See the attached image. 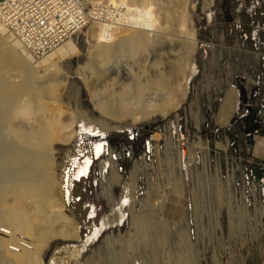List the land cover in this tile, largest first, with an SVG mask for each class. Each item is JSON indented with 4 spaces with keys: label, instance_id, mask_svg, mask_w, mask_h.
Here are the masks:
<instances>
[{
    "label": "rangeland",
    "instance_id": "rangeland-1",
    "mask_svg": "<svg viewBox=\"0 0 264 264\" xmlns=\"http://www.w3.org/2000/svg\"><path fill=\"white\" fill-rule=\"evenodd\" d=\"M128 1L132 7L151 1L156 16L169 8L176 15L181 9L175 6V0ZM209 1L189 0L185 9L189 20L186 29L183 28V31L186 30L184 34L196 29V52L189 51V56L196 61L197 72L182 106L170 111L164 118L145 124L127 117L122 121L124 124L118 122L126 130L108 127L110 123H106L110 119L94 105L95 100L104 102L107 92L120 91L126 85L132 90L127 92L129 96L133 94L127 100L137 105L140 100L134 92L135 76L132 73L143 81L152 78L155 64L157 66L159 62L167 66L164 63L167 56L173 59V55H169L172 44V53L177 51L179 55H188L189 49L186 51L177 40H172L170 44L171 39L162 37L164 39L156 41L158 45H150L137 59L130 53L117 55L114 52L116 55L112 53L104 65L112 72L98 78L94 75L98 63L89 64L90 53L103 34L100 23L108 21L91 22L68 38L62 50L51 52L56 68L35 81L39 89L46 79H59L62 85H59L58 104L49 107L50 111L55 109L54 114L64 121L72 113L78 125H85V129L80 131L86 130L89 136L96 132L105 136L97 140L94 150L98 155L96 147L102 146L100 162L110 157L112 152L114 166L122 175L112 185L109 184L111 172L101 175V169L97 184L95 178L74 181L76 178H71L67 172V160L71 157L82 160L81 154L89 141L84 139L78 147H75L77 136L68 144L55 142L51 154L55 161L53 171L57 180L60 179L59 194L65 207L61 222L74 218L80 227L81 238L86 239L87 235L92 236L95 227H102L106 217L113 218L110 214L112 205L119 206L123 199H127L122 222L110 228L102 227L87 249L77 259H71L72 263L75 260L74 264H264V0ZM85 2L86 10L96 7L98 4L95 3H106L111 5V9H126L124 3L116 5L112 0ZM177 18L172 19V33L167 35L175 37L176 34V39L186 38L187 34L180 36L182 23ZM0 47L2 49L5 45L2 43ZM152 54L159 55L153 57ZM26 71L32 72L21 62L10 63L3 69L2 77L13 84L17 81V84L23 81ZM93 88L98 92L95 99L91 95ZM232 88H236L238 93L235 95L234 111L228 116L224 104ZM146 92L145 101H148L149 95H155L154 89ZM19 96V102L23 103L28 94L21 93ZM50 111L49 114L54 112ZM176 113H179L182 140L187 137L188 142L184 141L186 156L181 161L175 148L168 143L166 129L163 128L170 118L175 119ZM49 114L47 118L51 116ZM35 118L21 117L19 121L16 118V126L20 123L19 127L28 129V120ZM111 121V124L116 123ZM125 123L128 127L133 123L132 129ZM31 125L29 123V127ZM5 126V129L4 126L0 129V154L10 151L15 140L10 122ZM94 126L95 130L92 129ZM157 131L162 135L158 140L154 136ZM104 140H108L109 151L102 156L106 149ZM88 156L93 167V160ZM8 164L4 170L1 169L3 172L0 171V181L6 183L0 184L5 186L0 187V196L2 191L9 189L7 203L13 204L10 188L15 180V171L14 166ZM88 164L78 167L85 172ZM73 182V203L68 205L65 193L71 192ZM65 184L66 189L63 188ZM105 193L113 199L110 200ZM79 196L81 199L77 200ZM91 206L95 207V217L89 216ZM6 226L9 231L11 228ZM21 236V233L17 234V237ZM26 239L28 245L35 241L33 237ZM74 242L82 241L56 237L45 251V264L50 263L57 250Z\"/></svg>",
    "mask_w": 264,
    "mask_h": 264
},
{
    "label": "bare ground",
    "instance_id": "bare-ground-1",
    "mask_svg": "<svg viewBox=\"0 0 264 264\" xmlns=\"http://www.w3.org/2000/svg\"><path fill=\"white\" fill-rule=\"evenodd\" d=\"M133 1L136 2L135 0H132V2ZM82 2L85 6V0H82ZM150 2L144 3L140 7H138L137 4L136 6L132 7L130 1L128 0H112V3H115L116 5H118L119 3H124L126 5V9H122L119 7L116 9H111L109 7L107 9H100L99 11H97L98 15H96V18L90 15L89 12L86 13L88 16L87 20H89L88 24L96 21L109 22L100 23V30L103 34L101 35V37H99L97 45L94 46L90 53L89 64L92 65L95 62L98 63L97 69H95L94 71V75L98 78L109 72L104 67V65L114 52H116L117 55L118 53L120 55L130 53L129 55L136 58L139 54L141 55V53L146 51L147 48L149 49L150 45L153 47L154 45L156 46V44L158 45L159 43H156V41H158L162 37H166V40L167 38L168 40L171 39L169 40L170 42L168 41L170 44L172 40H177L182 45V48H185L186 51L187 49H189L187 52L188 55H179L177 51L175 53L173 52V54L171 51L173 47L172 44L171 47H169L171 48L169 55H173V59H170L171 57L169 58L167 56V61L164 62L168 64L167 66L160 65L159 62L157 66L155 64V68L153 71V74L155 75L151 76L152 78H148L146 81H143L139 76L136 77V75H134L135 73H132L130 70L133 76H135L133 78L135 87L134 92L136 97L140 100L137 105H132L127 100L128 97L133 95L131 94L129 96L130 93H127L128 91H132L131 89V91L129 90L130 86L128 85L120 88V91H110L107 92V95L106 93H104L106 95V99L104 102H98L97 100H95V108L110 119V122L106 123H110L108 127H122L125 129L126 127L122 125L124 124L122 123V121L124 122L125 118L127 117L131 118L132 121L140 120L142 123L147 124L152 121H156L155 119H160L168 116L170 111L178 110L188 97L191 88V81L197 72V63L193 57L189 56V51L196 50L195 45L197 44V38L195 27L194 32H189V35L185 33L187 34L186 38L182 37L176 39V34L175 37H173L172 34L170 37L169 35H167V33L169 34V32L172 33V19L175 16L179 17L176 20L179 23H182L181 32L184 34V32L186 31H183V28L186 29L185 25L189 20V15L187 11H185L189 0H175V6L181 7V9H179L180 13L176 15L173 13V16L171 12L172 9L167 7L169 9L165 10L163 14L160 12L161 17L159 16L158 12V15L156 16V12L154 13L155 10L153 9L155 7H152L153 5H151ZM210 3L211 1H209V5ZM140 4L141 3H139V5ZM107 12H115L117 18L120 15V17L118 18L119 20H105L102 19V17H99L103 14H106ZM115 15L109 16L113 17ZM158 18L159 20L157 21ZM190 23L193 24L192 21H190ZM182 33L180 34V36H185V34L183 35ZM67 39L61 41L57 47L49 51L46 55L42 57H36L31 53L30 50L22 46L18 40H14L7 36L0 25V44L3 43V45H5V47L0 49V129L1 126H4L5 129V124L9 121L15 136V140L13 142L11 150L0 154V171L3 168L5 169L8 163L12 165L10 167L14 166L13 170L15 171V180L13 181V184L10 188V194L14 197V203H7V192H9V189L7 188V190L2 191V195L4 194V197L2 195L0 196V264H45V251L48 249L51 242L56 237L60 236L82 242H74L64 245L63 248H60L56 251L49 264H70L72 263L71 259H77V257L87 249V245H89L91 241L96 238L98 233H100L99 231L102 229V227L110 228L114 224L119 225L123 220V208L125 204L124 202L127 199H123V203L119 206L112 205V211L110 214L113 218L110 219V217H106L104 221H102V227L100 229L99 226L95 227L93 229L92 236L87 235L86 239L81 238L80 227L74 220V218L70 217L67 221L65 219V222L64 220L61 222V219L63 217V210L65 207L63 208L64 201H62L63 199H61L59 194L61 193L59 192L60 179L58 178L57 180L53 171V164L55 162L53 156L51 155L54 148L53 144L55 142H72L74 141L78 133L85 132L86 130L80 131V129H85V125H78V121L72 113L68 114V118L66 117L67 120L64 121L62 117L57 116L58 114H54L55 109L51 110L54 112L50 111L49 107L58 104L57 97L60 88L59 85H62L60 84L57 77H51V80L49 81H47L48 79H46L45 83L43 82V86L39 89L36 88L34 83L39 76H44L53 67L56 68V63H54L53 61V55H51V52H53L54 50H62L64 42ZM116 53L114 54L116 55ZM156 55L157 54H155V56ZM166 55L168 54H165V56ZM152 56L155 57L153 54ZM27 58H29V60H27ZM20 62L25 65L27 70L32 72L29 73L26 71L27 73L25 77L23 76V81L17 84H15L17 81L14 82V84L7 82V80L2 77L3 69L6 68L10 63L19 64ZM154 63L155 61H153L152 67ZM134 67L135 65L132 67V69ZM146 67L145 69H147ZM94 68H96V66ZM41 71L43 73H41ZM148 89L149 91L150 89H154L155 95H149V97L147 98L148 101H145L144 97L145 95H148V93L146 92V90ZM236 90V88H232L230 90L229 96L226 98L224 104V110L226 112H229L228 116H230V113L234 111L235 95L236 93H238L236 92ZM96 92L94 88L93 90L91 89V95L93 99H95V96L98 95L96 94ZM21 93L28 94V97L25 101H23V103L19 102L18 100L21 99L20 96V98L18 97V95ZM141 101L144 102L142 103ZM49 111L52 114H49ZM47 114L51 116L47 118ZM35 116H38L40 118H35ZM21 117L23 119L31 117L35 119H29L28 129H25L19 127L20 123L18 126H16L17 122L20 120L19 118ZM16 118L17 120H19L16 121ZM111 120L116 123L111 124ZM15 121L16 123H14ZM29 123H32L30 127ZM131 124L133 123H130L131 127H128L125 123L128 128L132 129L133 126ZM163 128L166 129L167 135L165 137L168 143L172 148H175L177 158H179V161H181L182 158L186 156L185 154L187 146L182 140L183 137L180 133L181 127L179 123V113L175 114V119L170 118ZM92 129L95 130L96 127L94 126ZM154 136L157 140L162 138V135L159 131H157ZM111 153L112 152H110L109 154L110 157L100 162V169L101 175L105 174L108 171L111 172V180L113 181L110 180L109 184L112 185L114 183H117L122 175H120L118 170L115 168ZM88 157V155H84L82 160H78L77 157H71L69 160H67V163L69 165L66 166L67 172L71 175V178H76L77 180L81 176H85L88 171L92 169V166L89 165L88 171L84 173V175H75V172L78 169V165H84L85 160ZM141 160L144 161V157H142ZM136 168L138 167L136 166ZM99 176L96 177V181L98 180ZM2 183L3 182H1L0 184ZM1 186L5 187L4 185ZM106 195L108 196V194ZM109 196L108 197L110 198V200H112V196ZM94 209L95 207H92L91 212H94ZM1 225H5V227L3 226L4 228H1ZM6 225L11 228L9 229V231L7 230L8 228L6 229ZM20 233L23 236L19 238L17 237V234L20 235ZM24 237H33L35 241L28 245L27 241L25 242V240L27 239ZM10 243L14 245L11 246ZM185 260L183 259L182 261L187 262ZM74 261L72 264H74Z\"/></svg>",
    "mask_w": 264,
    "mask_h": 264
},
{
    "label": "built area",
    "instance_id": "built-area-1",
    "mask_svg": "<svg viewBox=\"0 0 264 264\" xmlns=\"http://www.w3.org/2000/svg\"><path fill=\"white\" fill-rule=\"evenodd\" d=\"M108 7L110 8L106 3H98L93 9L86 10V5L84 6L82 0H0V25L6 35L14 40H18L34 56L42 57L57 47L61 41L70 36L72 37L87 25L89 22L87 20V12L96 18V15H98L97 11L107 9ZM109 15H115V12H107L99 17L105 20H119L120 15L118 18L117 15L113 17ZM87 133H78L75 147L83 143L84 139L85 141H89V143H86L85 152H82L83 154L81 155H90L94 165L85 176H81L74 181L82 182L83 180L87 181L95 178L94 182L97 184L98 180L96 181V177L100 175L101 158L99 157L101 154H96L94 145L102 135H98L96 134L98 132H96L89 136ZM186 139L187 137L184 138V141L187 142ZM104 141H106V149L102 152V156L107 155L109 151L108 140ZM149 151L150 149L147 150V152ZM70 186L71 192L67 195L65 193V200L68 205L73 203L72 189L75 183L73 182ZM63 188L66 189L67 185L65 184ZM78 199L80 200L81 197L79 196ZM89 205L87 204V206ZM91 211L92 208L89 216L95 217L96 212L91 216Z\"/></svg>",
    "mask_w": 264,
    "mask_h": 264
},
{
    "label": "flooded vegetation",
    "instance_id": "flooded-vegetation-1",
    "mask_svg": "<svg viewBox=\"0 0 264 264\" xmlns=\"http://www.w3.org/2000/svg\"><path fill=\"white\" fill-rule=\"evenodd\" d=\"M101 147L102 146H97L96 148H97V153H98V155L100 154V150H101ZM90 162H91V159H89V158H87L86 160H85V164L84 165H86L87 163H89L88 164V166L90 165ZM89 168V167H88ZM88 171V170H87ZM87 171H85V172H83L81 169H79V167H78V169L76 170V172H75V175H77V176H81V175H84V173H86Z\"/></svg>",
    "mask_w": 264,
    "mask_h": 264
}]
</instances>
